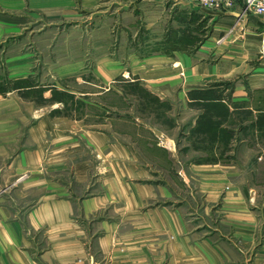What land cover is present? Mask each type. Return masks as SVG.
Here are the masks:
<instances>
[{"label":"crops","instance_id":"0c3cea01","mask_svg":"<svg viewBox=\"0 0 264 264\" xmlns=\"http://www.w3.org/2000/svg\"><path fill=\"white\" fill-rule=\"evenodd\" d=\"M79 2L42 1L72 24L51 32L43 73L14 78L46 105L0 168V264H264V20L241 4ZM119 78L144 87L138 106L124 110Z\"/></svg>","mask_w":264,"mask_h":264},{"label":"rangeland","instance_id":"374dc122","mask_svg":"<svg viewBox=\"0 0 264 264\" xmlns=\"http://www.w3.org/2000/svg\"><path fill=\"white\" fill-rule=\"evenodd\" d=\"M42 1L48 0H20V2L17 0V2L14 1L16 4L15 6L11 3L12 10H8L4 9V1L0 0V168L18 149L20 141L24 138V123L27 124L30 119L33 120V118H35L32 113L33 109L46 105L45 101L39 98L36 99L33 95L28 93L25 95L24 91L21 93L18 89L25 83L23 82L20 85L19 81L14 78L18 77L19 74L27 72V69L37 71L40 74L43 73L46 68L43 66L44 61L41 55L44 53L40 51L46 50V52L49 53L51 40L53 38L51 32L55 33L54 37L56 39V32H61L64 28L66 29L67 26L72 24V19L68 17L54 20H51L49 17L47 18L45 13L39 11ZM79 3V0H74V5L76 4V6H78ZM192 5L200 7L196 4ZM2 20L8 23L4 24ZM52 21L54 24H50ZM204 26L205 28L209 27L208 24L206 26V22ZM207 30L208 28L203 29V35ZM61 35L64 37V34ZM187 54H194V50H188ZM26 64H29L31 67L28 66V68H25ZM144 68L146 69L147 67ZM172 68H174V71L177 70V68L173 66L171 69ZM147 70H149V68ZM159 70L161 71V69ZM64 81L70 89H88V87H85L86 85H76L73 79H66ZM110 85L123 90L126 94V100H124V104L122 105L124 110H127L130 106H138L136 103V101H139L137 94L140 95L143 93L142 90H144V87L142 85L138 82L125 83L124 80L120 78L114 79L112 83L108 84V86ZM178 87L179 84H170V90L173 93L179 89ZM94 89L97 88L90 86L92 92ZM69 96L68 93H65L62 95V99L70 103L72 97ZM170 100L173 106V118L170 125L171 127L179 126V131H181L189 123L188 121L191 116L186 115V120L188 121H184L185 116L182 114L180 100L178 98H171ZM110 102L114 104L113 99H111ZM154 106L156 105L154 104ZM192 106L193 109L195 107H199L198 109L200 110L203 109L204 113H206V109L209 108L208 104H206L205 107L200 104H192ZM19 108H21L22 111H19ZM23 113H26L28 117L26 118ZM214 113H219V124L226 121L225 116H221L222 114L225 115V112L215 103ZM204 117L205 116H203V118ZM8 123L12 127L4 126V124L8 125ZM13 124L15 126H13ZM19 125L21 129H19ZM206 125L208 127L210 126L208 123L204 122V126ZM235 133L237 132L235 131Z\"/></svg>","mask_w":264,"mask_h":264},{"label":"built area","instance_id":"2783aa9c","mask_svg":"<svg viewBox=\"0 0 264 264\" xmlns=\"http://www.w3.org/2000/svg\"><path fill=\"white\" fill-rule=\"evenodd\" d=\"M192 4L200 6L205 10H220L231 8L236 4H241L244 11L259 16L264 20V0H186Z\"/></svg>","mask_w":264,"mask_h":264}]
</instances>
